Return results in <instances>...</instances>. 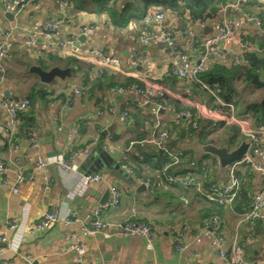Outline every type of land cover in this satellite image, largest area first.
Returning <instances> with one entry per match:
<instances>
[{
  "label": "crops",
  "instance_id": "0c3cea01",
  "mask_svg": "<svg viewBox=\"0 0 264 264\" xmlns=\"http://www.w3.org/2000/svg\"><path fill=\"white\" fill-rule=\"evenodd\" d=\"M65 1H68V5L64 4ZM261 1L264 5V0ZM22 4L25 6L21 7ZM76 5L81 7L77 9ZM96 6L91 0H15L12 3L0 0V42L5 41L8 46L7 56L0 59V64L5 70L4 78L0 81V94H8L20 100L29 98L28 95L35 86L36 90H40L31 100L32 106L25 111L24 119H17L15 126H12L0 105V158L10 166L7 175L0 174V233L6 232L9 238L1 254L0 264H197L195 253L199 254L202 264H219L211 230L202 226L205 219H201L199 215L202 204L194 202L186 209L182 203V193L174 186L179 183H168L164 189L150 195L141 188V180L136 178L135 173L120 164L125 152H138L134 146L126 151L134 140L131 139L128 145H124L123 141L116 144L111 141V147L105 146V137L101 142L102 134L108 127L112 126L114 129L113 132L107 133L124 134L128 122L127 115L124 114L126 110L134 111L144 107L155 112V121H161L162 127H165L164 120L177 117L175 106L172 104H167L159 110L157 104L147 100L144 95L134 92L118 93L115 87L119 83L125 84L129 78L134 79L143 88L148 82L162 84L170 94L165 95L183 105L193 107L199 115L197 105L201 102L207 105V100L199 90L195 91L193 86L185 84L184 78L171 75L168 79L170 68L174 64L169 51L172 45L177 44L190 53L192 41L218 30L219 17L206 23L190 24L184 28L187 33L180 34L183 30L178 29L179 18L173 15L166 16L164 20L145 19L141 22L132 17L121 24L120 18L115 23L106 11H99ZM256 11L257 8L254 13ZM136 13L142 14L141 11ZM230 15L237 22L235 37L222 54L218 53V45L213 46L214 57L210 65L229 64L235 54L242 53L245 40L254 39L257 34H264V29L249 20L247 12L242 8L232 9ZM50 24L56 27L54 37H40L38 32ZM84 26H93L94 30L84 33ZM165 28L174 29L173 39H161ZM141 34L155 39L142 43L139 41ZM72 35L79 37V45L84 51L96 48L119 58L121 68L108 70L99 77L98 64L83 58L53 54L59 59H75L74 68L80 66V70L76 75L72 70V78L56 79L50 84L42 83L30 70L31 66L45 69L43 63L49 65L52 62L44 46L54 45L60 39ZM80 36L84 37L80 39ZM32 38H35V44L30 42ZM134 54L137 56L134 57ZM53 66L65 67L61 61ZM180 67L189 66L183 62ZM162 79L164 83H159ZM74 84H89L88 95L81 97L73 109L65 110L63 100L66 90ZM99 105L105 108L114 105L117 111L115 114L100 117L96 114ZM26 120L34 124L38 138L37 147H31L26 142L30 127L25 126ZM153 128H149L146 138ZM126 137L127 134L123 139ZM14 141L21 143L17 150H11ZM87 145L93 148V153L89 156L101 160L96 161L92 167L95 168L96 164L106 165L91 171L102 174L103 180L92 182L84 189L75 190L77 178L88 173L92 167L89 169L84 165L85 158L89 156L73 158L72 153L76 148ZM203 146L196 144L189 147L199 156L203 152L208 153L203 150ZM170 147L174 146H166ZM252 154L264 170V153L254 150ZM38 156L48 162L46 169L37 166ZM62 158H73V168L70 172H63L59 168L57 162ZM216 159L218 161L217 157ZM116 164H120V167L116 168ZM250 169L253 176L249 181L250 186L258 189L263 171L256 170L253 166ZM19 170L23 172L25 180L20 184L19 192L14 194L12 186ZM3 178H7V185L1 184ZM211 179H226V168L222 167L219 161L218 166L212 167ZM109 183H116L123 191L127 188L134 189L135 193L129 195L124 192L118 207L104 209L100 219L111 223L129 219L151 222L160 232L156 240L148 243L142 236H124L113 229H91L84 235L79 223L72 222L67 225L61 220L55 222L43 234L36 231L43 215L53 209L59 210L61 214L75 212L80 218L91 222L89 220L93 211L103 204L101 201L109 190ZM110 196L109 193L106 202ZM12 219L17 220L18 227L8 230L7 223ZM221 219L223 247L232 253L234 246L240 245V255L251 260L253 264H264V226H251L243 213L235 208L226 210ZM184 221L192 222L196 234L189 236L184 249L178 251L176 234ZM77 237H81L85 244L81 262L76 260L79 253L74 248ZM27 256L30 257L29 260Z\"/></svg>",
  "mask_w": 264,
  "mask_h": 264
},
{
  "label": "built area",
  "instance_id": "2783aa9c",
  "mask_svg": "<svg viewBox=\"0 0 264 264\" xmlns=\"http://www.w3.org/2000/svg\"><path fill=\"white\" fill-rule=\"evenodd\" d=\"M5 2L12 3L15 0H4ZM241 0H236L235 2L228 3L223 5L218 12L219 17V27L215 33H209L205 35H201V37L196 38L192 41L190 45V53L185 52L179 45L174 44L171 46L169 55L174 62L173 66L170 68V72L174 73L181 78H187L196 80L202 83L199 80V74L202 73L212 62L214 57L213 55V46H219L218 53L222 54L227 46L233 41L235 37V32L237 29V22L234 17L230 15V11L234 8H239ZM65 5H68V1L64 2ZM25 4H22L21 7H24ZM166 14L164 12L159 11H151L146 16L145 19L147 21L156 20H164ZM247 18L253 21L258 27L261 25V20L257 16H252L247 14ZM59 22H63V20H59ZM55 25H46L43 29L38 32L40 37L46 39H52L55 35ZM94 30L93 26H84L82 31L90 32ZM187 33L186 30L180 32ZM175 35L174 31L165 28L162 32L161 39L162 40H171ZM155 37H149L145 34H141L139 37V41L142 43H147L154 40ZM79 37L78 36H69L64 39H60L54 45H45L44 48L47 50L49 54H61L68 55L77 58L87 59L91 62L98 64L99 68L97 70V75L102 77L108 70H118L121 68L120 59L116 56L109 54L107 51H103L101 49H90V50H82L79 45ZM30 42L35 44V38L30 39ZM252 47V46H251ZM8 54V46L5 41L0 42V59H3ZM239 54H235V58H237ZM137 55L134 54V57ZM188 64L189 67H180L181 63ZM4 67L0 64V81L4 78ZM206 88L207 85L203 84ZM118 93L125 92H134L136 94H141L146 97L147 100H150L152 97L163 96L165 94H169V91L165 89L162 85L157 83L148 82L146 86L143 88L139 84H133L129 89L123 86L115 87ZM87 92L79 85H71L66 90V97L64 98L63 109L71 110L74 108L75 104L81 97H85ZM170 95V94H169ZM218 101L226 105L228 107L227 111H223L221 109H213L208 107L205 102H201L197 105L199 108V117L204 119L205 121L212 122H225L226 124H232L237 126L242 135L246 137L245 141L248 142V149L242 158V160L234 162L231 165L226 167V179L220 181H211L209 184L204 185L203 180H199L197 175L187 174V175H171L166 174V178L162 179L158 182L159 186H166L168 183H183L185 185H194L196 191L206 200L211 202H216L222 206H232L237 195L239 193L241 187V181L236 173L238 166L242 163L251 164L256 170H262L260 163L253 158L252 152L254 150H261L264 153V125H254L253 118L250 114H240L235 110L233 104H225L222 100L218 99ZM0 105L5 110L6 114L12 126H15L18 119V114L27 110L31 106V101L28 98H22L20 100H16L13 97L8 95L0 94ZM159 110L162 109L161 105H157ZM117 111L116 106L111 105L108 108H105L102 105H99L96 111V114L100 117H103L106 114H115ZM62 112V110H61ZM127 115V112H124ZM186 120H190L191 111L186 110L181 112L180 114ZM195 126V123L193 124ZM170 132L167 128L162 127L161 122L157 121L153 131L149 135L148 138L142 140L141 143L144 144H153L161 148H166L165 144L169 142ZM111 139L112 134L107 133L105 136V146L111 147ZM26 142L31 147L38 146V138L35 128H30L28 130L27 140ZM135 142L131 141L128 149L129 151ZM21 146V143L18 141H14L11 147V150H17ZM92 146H83L78 147L73 151L74 157H87L93 153ZM171 156L175 158V163L180 161L181 153L169 152ZM73 158L65 159L62 158L58 160L57 164L59 168L63 172H70L73 168ZM127 159V154L125 152V157L120 161V164L123 167L128 168L131 173L134 174L133 170L128 167L125 163ZM37 166L39 168L46 169L48 166V162L41 158L37 157ZM10 171V166L8 163L0 158V174L3 176L7 175ZM263 178L261 185L258 189H248L246 191V196L250 202V208L247 212H245L244 218L249 222L251 226L256 225L257 222H264V170ZM25 180V176L21 170L16 173V181L12 186V192L17 194L19 192L20 184ZM103 180V176L97 172H90L81 174L76 180V188L75 190L84 189L88 184L92 182H100ZM145 190L149 192L153 186L151 180H141L140 181ZM2 185H7V178H3L1 181ZM109 191H110V199L108 202L101 204L98 208L93 211L92 216L90 217L91 222H87L86 219L80 218L75 212H68L66 214H61L59 210L53 209L51 211L46 212L43 217L40 219L36 231L39 234H43L47 229H49L55 222L61 220L65 222L67 225L72 222H77L81 226V231L85 235L92 230L102 231V230H116L120 234L124 236H132L138 235L144 237L148 243L153 242L160 236V232L150 224L129 219L124 222H104L100 219L101 212L104 209L109 207H118L120 204L121 197L123 193H127L129 195H133L135 193L134 189L127 188L122 189L116 183H109ZM181 199L187 202V199L182 196ZM90 225V226H89ZM202 226L204 229H210L212 237L215 242L216 250L218 251L217 257L220 260L219 264H253V262L249 259H246L238 250H240V245H235L232 249V253H229L227 249L223 247V221L217 216H211L209 218L204 219ZM18 224L16 219H12L7 223L8 230L17 229ZM192 234H196L195 230H193V224H184L179 232L176 234V249L178 251H182L186 244V239ZM75 237V235H72ZM7 233H0V257L4 250V246L8 243ZM74 248L77 250L79 255L76 260L81 262L82 256L81 254L84 252L85 244L81 237H77L75 240ZM194 257L197 261V264H202L200 261V256L198 253L194 254ZM28 260L29 256L26 257ZM264 262V258L262 259Z\"/></svg>",
  "mask_w": 264,
  "mask_h": 264
},
{
  "label": "trees",
  "instance_id": "16d2710c",
  "mask_svg": "<svg viewBox=\"0 0 264 264\" xmlns=\"http://www.w3.org/2000/svg\"><path fill=\"white\" fill-rule=\"evenodd\" d=\"M235 1L236 0H91V3L97 5L96 7H98L99 11H106L115 23H117L118 18H120L119 23L121 24H124L125 20L132 17L140 22L145 21V16L153 10L164 12L166 16L173 15L179 18L180 25L178 29L184 31V28L190 24L196 22L206 23L217 18L219 9L223 5ZM80 7L81 6H75L77 9ZM239 8H242V10L249 15L259 17L261 20L259 28H262V30L264 29V5L261 0H241ZM256 8L257 11L254 13ZM139 11H141L142 14L136 13ZM130 12H132V15H130ZM171 30L174 31V29ZM242 50V53L237 55V58L234 56L232 62L229 64L214 63L209 65L199 74V80L202 83L187 78L183 80L185 84L193 86L195 91L199 90L201 95L207 100L208 107L227 111L228 107L221 104L218 101V99H220L225 104H233L238 113L250 114L255 125H264V34H257L254 39L245 40ZM49 59L52 63L49 65H44L43 63L45 69L61 61V64L65 67H72L74 75L80 70V66L77 67V69L74 68L76 60L73 58L65 57L64 59H59L53 54H49ZM171 75L176 74L170 72L167 76L168 79L172 77ZM164 79L160 80L159 83H164ZM135 83L137 82H135L134 79L129 78L126 80L125 84L119 83L118 86L129 89ZM203 84L207 85V88ZM87 85L89 84H85V86L81 87L88 95ZM36 89L35 86L32 93L28 95L30 101L34 98V95L40 91ZM247 90L248 94L246 95ZM256 94L258 95L256 96ZM253 95L254 98L250 97ZM171 98L172 97L169 95H163L152 97L150 101L155 102L157 105H161L162 108L167 104L175 106L177 114L176 119H167L163 121L164 123L162 122L165 126L164 128H167L171 134L170 141H177L174 147L156 148L150 144L141 143L143 139H146L149 128L152 126L154 127L156 124L155 112H151L144 107L134 111L126 110L128 122L124 134H112L111 141L114 144L123 141L124 145H128L131 139L136 142L133 148L138 152H128L125 163L133 170L136 178L143 181H152L153 186L149 191L150 195L156 193L159 189H164V186H159L158 182L165 179L167 173L171 175L194 174L197 175L199 180L204 181V185L213 181L211 179V171L213 166H218L216 157L210 153L204 152L198 156L195 150L189 146L196 144L217 145L215 137L218 135L221 136L219 146H225L229 150H233L246 139V137L242 135L240 129L235 125L226 124L225 122L215 123L212 121H208L207 124L204 125V121L197 115L193 107L183 105L180 101ZM29 109H27V111ZM186 110L191 111L190 120H186L180 115L181 112ZM25 111L26 110H23L18 114V119H24ZM194 123L195 126H193ZM24 124L25 126H30L29 129L34 127V124L32 122L30 123L28 120H26ZM125 134H127V137L123 139ZM169 152H174L176 154L181 153L180 161L175 163V158L171 156ZM250 168H252L251 164L247 163H242L238 166L236 173L241 181V187L232 206H222L216 202L206 200L196 191L194 185H185L183 183L170 184H177L174 186L178 188L182 196L187 199V202H182L185 204L186 209L190 208L194 202L202 204L199 208L201 219H206L214 215L221 218L223 213L231 208L238 209L244 214L250 208V202L246 196V191L252 188L249 182L253 177ZM144 222L155 227L151 222ZM190 223L192 222L184 221L182 226ZM258 225L264 226V222L259 221L256 223V226Z\"/></svg>",
  "mask_w": 264,
  "mask_h": 264
},
{
  "label": "water",
  "instance_id": "95a60500",
  "mask_svg": "<svg viewBox=\"0 0 264 264\" xmlns=\"http://www.w3.org/2000/svg\"><path fill=\"white\" fill-rule=\"evenodd\" d=\"M84 36H80V39H82ZM30 70L35 73L39 78L40 81L44 84H50L51 82H53L56 79H68V78H72V68L70 66L68 67H60V66H53L52 68L45 70L40 66H31ZM8 95V94H6ZM208 121H204V125L207 124ZM113 127H108L107 131L109 132H113ZM107 131L103 132L102 134V138H101V142L103 141L105 135L107 134ZM177 144L176 140H172L170 142H167L165 144V146L169 147V146H175ZM248 142L243 140L236 148H234L233 150H229L227 147L225 146H217L214 144H206L203 146V150L213 154L214 156H216L218 158L219 164L226 168L228 165L233 164L234 162L240 161L242 160V158L244 157L247 149H248ZM101 162V160L99 158H95L93 156H89L87 158H85V162L84 165L86 167H92V165L96 162ZM112 161V160H111ZM104 166H106L104 164ZM104 166H100V164H96L95 168L92 167V169H90L88 171V173H90L91 171H95L97 169H101ZM116 168L120 167V164H116L115 165ZM141 188L143 190H145L143 184L141 185ZM109 190L106 191V194L103 198V200L101 201L102 203L106 202V199L109 197Z\"/></svg>",
  "mask_w": 264,
  "mask_h": 264
},
{
  "label": "rangeland",
  "instance_id": "374dc122",
  "mask_svg": "<svg viewBox=\"0 0 264 264\" xmlns=\"http://www.w3.org/2000/svg\"><path fill=\"white\" fill-rule=\"evenodd\" d=\"M245 90H246V89H245ZM247 94H248V90L246 91V95H247ZM256 95H258V94H256ZM250 97H253V96H250ZM220 138H221V136H218V135L215 137L218 146L220 145V143H219V142H220V141H219Z\"/></svg>",
  "mask_w": 264,
  "mask_h": 264
}]
</instances>
